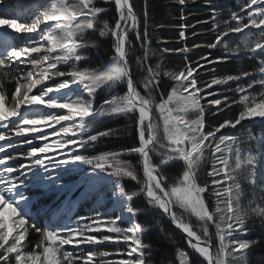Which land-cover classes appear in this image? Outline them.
Masks as SVG:
<instances>
[{
  "label": "snow or ice",
  "instance_id": "obj_1",
  "mask_svg": "<svg viewBox=\"0 0 264 264\" xmlns=\"http://www.w3.org/2000/svg\"><path fill=\"white\" fill-rule=\"evenodd\" d=\"M171 3L176 24L155 22L147 0L142 20L133 0H0V264H153L138 222L153 212L184 234L178 264H249L253 241L239 237L264 229V130H223L264 123V0H202L209 16L194 23L197 0ZM164 28L179 47L157 36L152 48ZM114 137L132 144L97 151Z\"/></svg>",
  "mask_w": 264,
  "mask_h": 264
},
{
  "label": "trees",
  "instance_id": "obj_2",
  "mask_svg": "<svg viewBox=\"0 0 264 264\" xmlns=\"http://www.w3.org/2000/svg\"><path fill=\"white\" fill-rule=\"evenodd\" d=\"M215 5L218 9H228V10H238V4L240 0H214ZM133 3L136 6V10L138 14L141 15L143 13V6L145 0H133ZM148 11L154 17L155 22L162 23H170L176 24L179 23L178 20L172 19L173 16H178L180 12V6L174 3H171V0H147ZM209 8L206 7L202 0H197V3L192 4L189 3L186 7L185 14L187 15L189 12L193 13V15L189 16L188 23H194L197 19H207L209 16ZM114 15V7L110 10L109 16ZM227 16V11L224 13ZM205 27L203 25H197V29ZM141 30H143V26L141 24ZM191 31V30H190ZM190 35V33H189ZM167 38L172 41V43L168 44L167 47H179L180 45L175 43L178 37V30L176 29H158L153 33L152 36V48L158 49L162 45L157 44L156 37ZM134 39V36H133ZM212 34L208 33L207 36L202 37H192L189 39V46L193 42H200L201 40H211ZM207 49H197L196 52H207ZM213 51V56L222 55L221 52ZM112 54L111 45L107 44L101 47V49L97 51L89 52V60L91 61V66L95 67L101 63V61H107L108 57ZM137 55H142V52H137ZM159 57L153 56L151 57V62L155 64L158 62ZM135 62V57H133V63ZM167 67L175 68L179 65L183 64V60L176 56L166 57ZM87 66V65H86ZM237 62L230 61L226 65L219 66V72H235L237 69ZM244 67H251V62L244 61ZM211 67V66H210ZM140 73L137 70L136 76L139 77ZM168 82H165L162 85V88L167 92ZM122 91V90H121ZM106 98V96H100L97 100V106L102 102V100ZM238 109L233 106L230 110H226L222 113L218 118H210V123L214 124L218 121H222L226 118H231L237 113ZM127 121L121 119L119 121L111 122L107 125L100 126V130H105L106 127L113 128H123ZM249 129V130H248ZM262 128L258 126L251 127H241L239 128V135H245L246 133H255L258 135V132H261ZM226 134L227 131H224ZM132 141L124 138H111L102 140L100 146L97 148V151L108 150L109 148H119L123 146H131ZM126 190L132 191L135 190L138 186L135 185L132 181H125ZM245 190L248 189V186L244 185ZM142 200V198H141ZM139 223L142 224L146 228V231L143 235V239L145 243H150L152 245V261L153 264H178L176 260V248L180 247L183 249H187V245L185 243L184 237L178 233L174 227L168 222L165 216L162 213L153 212L148 215H141L139 217ZM195 222V221H193ZM31 239H35V236H31ZM240 239H247L253 241V247L249 251L248 260L249 264H264V229H261L257 224L252 232L248 235H243L239 237ZM175 241V243H173ZM191 251L190 249H188Z\"/></svg>",
  "mask_w": 264,
  "mask_h": 264
},
{
  "label": "rangeland",
  "instance_id": "obj_3",
  "mask_svg": "<svg viewBox=\"0 0 264 264\" xmlns=\"http://www.w3.org/2000/svg\"><path fill=\"white\" fill-rule=\"evenodd\" d=\"M251 126H258V127L262 128V130H264V123H261L259 118H257V119H255L253 121H245V122H243L242 126L238 125L236 129H225L223 131H227V133L230 134V135L240 136L239 133H238L239 132V128H241V127H248L249 128ZM258 134H260V132H258ZM16 139H20V138H16ZM21 150H23V149H21ZM78 210H79V208L77 209V211ZM84 211L87 212L88 209L85 208ZM49 219H51V218H49ZM66 247H68V246H66ZM112 247H121L122 248V247H124V245L123 244L109 245V248H112Z\"/></svg>",
  "mask_w": 264,
  "mask_h": 264
},
{
  "label": "water",
  "instance_id": "obj_4",
  "mask_svg": "<svg viewBox=\"0 0 264 264\" xmlns=\"http://www.w3.org/2000/svg\"><path fill=\"white\" fill-rule=\"evenodd\" d=\"M165 218L168 220V222L174 227V229L180 233L183 237H184V234L182 232H180L178 229L175 228V226L170 222V220L165 216ZM185 239V238H184Z\"/></svg>",
  "mask_w": 264,
  "mask_h": 264
}]
</instances>
